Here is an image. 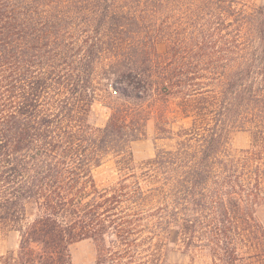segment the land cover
Instances as JSON below:
<instances>
[{
  "label": "trees",
  "instance_id": "1",
  "mask_svg": "<svg viewBox=\"0 0 264 264\" xmlns=\"http://www.w3.org/2000/svg\"><path fill=\"white\" fill-rule=\"evenodd\" d=\"M157 101L172 145L140 168ZM107 160L120 175L101 188ZM263 205L264 6L0 0V230L18 235L0 264H74L84 240L95 264H170L176 246L185 264H264Z\"/></svg>",
  "mask_w": 264,
  "mask_h": 264
},
{
  "label": "rangeland",
  "instance_id": "2",
  "mask_svg": "<svg viewBox=\"0 0 264 264\" xmlns=\"http://www.w3.org/2000/svg\"><path fill=\"white\" fill-rule=\"evenodd\" d=\"M250 6H264V0H248ZM163 46L158 47L159 52H163ZM151 116L146 124L145 136L132 143V152L135 164L142 168L145 162L152 159L156 150L169 149L172 142L169 140V102L167 106L157 101L151 107ZM110 114V110L103 104H95L91 122L96 127H102ZM166 116V117H165ZM163 117L165 119H163ZM162 120H164L162 122ZM187 121H179L178 125H187ZM165 130V131H164ZM250 137L248 133L236 132L232 134L230 145L232 149L239 150L246 148L249 144ZM95 184L104 188L115 183L119 178V172L112 160H107L101 166L95 168L92 172ZM257 217L264 227V205L257 210ZM18 245V235L14 231L8 229L0 230V255H6L8 252H15ZM72 262L74 264H95L94 247L89 240L76 243L70 248ZM170 264H185L189 262L187 255L176 246L168 251L167 256ZM206 259H195V264H203Z\"/></svg>",
  "mask_w": 264,
  "mask_h": 264
}]
</instances>
